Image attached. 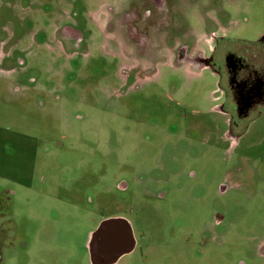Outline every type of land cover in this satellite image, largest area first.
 <instances>
[{
	"label": "rangeland",
	"instance_id": "obj_1",
	"mask_svg": "<svg viewBox=\"0 0 264 264\" xmlns=\"http://www.w3.org/2000/svg\"><path fill=\"white\" fill-rule=\"evenodd\" d=\"M138 1L0 0V264H91L116 216L138 243L115 264H264V104L232 119L215 70L132 49ZM175 2L206 53L227 31L222 68L264 64V0Z\"/></svg>",
	"mask_w": 264,
	"mask_h": 264
},
{
	"label": "flooded vegetation",
	"instance_id": "obj_2",
	"mask_svg": "<svg viewBox=\"0 0 264 264\" xmlns=\"http://www.w3.org/2000/svg\"><path fill=\"white\" fill-rule=\"evenodd\" d=\"M176 0H141L132 2L125 14L117 17V23L124 31L119 35L129 42L131 48H148L158 42V48L164 49L176 56L179 64L189 62L198 67H210L225 80L221 90L224 98L231 104L227 110L232 119L244 120L251 116L253 109L264 104V64L250 63L245 57L236 52L226 54L222 68L220 65L218 49L221 37L214 30L207 31L212 41L208 42L210 51L198 45L199 31L192 24L186 25L184 16L186 8ZM182 10L184 22L175 21V12ZM187 6H190V4ZM223 17L225 14H220ZM112 23V22H110ZM212 25V24H211ZM67 40L74 38L76 47L80 46L82 36L73 28L66 29ZM66 39V38H63ZM172 41L168 44V41ZM156 42V43H155ZM222 79V80H223ZM224 190V189H223ZM110 219V220H109ZM108 220L107 222H105ZM132 222L126 216H116L104 219L97 229L89 235L88 249L93 245L100 258L101 264H115L126 253L132 252L138 239ZM0 230V262L3 261ZM134 245V249L130 251ZM90 261L93 264L90 253Z\"/></svg>",
	"mask_w": 264,
	"mask_h": 264
},
{
	"label": "water",
	"instance_id": "obj_3",
	"mask_svg": "<svg viewBox=\"0 0 264 264\" xmlns=\"http://www.w3.org/2000/svg\"><path fill=\"white\" fill-rule=\"evenodd\" d=\"M110 220V219H109ZM108 220H106L105 222H107ZM134 249V245L131 247L130 251H132ZM90 253H91V259L93 264H101L100 258L98 256V253H96L95 248L93 247V245H90Z\"/></svg>",
	"mask_w": 264,
	"mask_h": 264
}]
</instances>
